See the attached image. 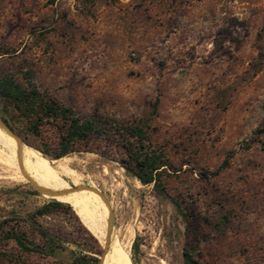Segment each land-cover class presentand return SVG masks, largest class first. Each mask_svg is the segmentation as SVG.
<instances>
[{
	"label": "rangeland",
	"instance_id": "obj_1",
	"mask_svg": "<svg viewBox=\"0 0 264 264\" xmlns=\"http://www.w3.org/2000/svg\"><path fill=\"white\" fill-rule=\"evenodd\" d=\"M24 73L80 113L139 119L171 164L163 194L126 172L120 152L52 160L12 127L25 159L96 217L122 264H183V249L196 264H264V0H0V77L25 85ZM15 156L0 140V229L41 245L26 220L49 199L66 203ZM71 212L35 218L61 241L55 259L6 241L0 264H115Z\"/></svg>",
	"mask_w": 264,
	"mask_h": 264
},
{
	"label": "trees",
	"instance_id": "obj_2",
	"mask_svg": "<svg viewBox=\"0 0 264 264\" xmlns=\"http://www.w3.org/2000/svg\"><path fill=\"white\" fill-rule=\"evenodd\" d=\"M23 75L28 78L25 85L0 77V112L6 117L0 116V124L17 143L28 147L12 133V127L21 124L20 129L25 136L35 140V144L31 145L32 149L48 159L57 160L72 153L94 150H103L104 154L120 152L125 160L120 161V166L126 172L141 185H152V188L164 194V189L160 185L161 178L168 175L171 164L163 152L150 147L139 119L118 120L96 111L89 114L80 113L48 93L40 91L30 81L29 73ZM8 108L13 115H17L18 119H22L21 123L15 121L9 114ZM47 130L53 133V139L45 137L44 132ZM99 142H102L103 146H93ZM225 165L223 161L222 166ZM200 176L206 178L207 174L203 173ZM57 210H68L72 216L73 209L70 206L61 201H47L26 220L40 239L41 245L34 244L25 232L13 229H0V242L12 241L23 253H37L55 259L56 249H62L61 241L57 236L37 225L35 218L45 217ZM74 218L77 220L76 217ZM77 218L80 221L78 216ZM90 234L103 245L94 233ZM91 235L88 234L89 238L95 242ZM181 254L183 264H196L185 249ZM1 256L7 257L3 253H0ZM13 262L26 264L21 260H13ZM97 263L100 261L91 255H74L69 261V264Z\"/></svg>",
	"mask_w": 264,
	"mask_h": 264
},
{
	"label": "bare ground",
	"instance_id": "obj_3",
	"mask_svg": "<svg viewBox=\"0 0 264 264\" xmlns=\"http://www.w3.org/2000/svg\"><path fill=\"white\" fill-rule=\"evenodd\" d=\"M0 140L3 146L8 147L16 155L15 157L17 158L18 162L15 161V166H17L19 170L23 169L24 172H30V175L32 172L33 175L38 178L36 179L39 180L41 186L50 195L62 200L64 203L74 209L76 215L79 216L92 229L101 242L106 245L109 254L115 259V264H122L114 248L112 239L99 228L96 217L91 212H89L81 202L76 200L71 192H69V190L63 184L53 179L43 166L27 161L23 153L24 151H22L19 144L9 135V132H7L5 127H3L1 124Z\"/></svg>",
	"mask_w": 264,
	"mask_h": 264
},
{
	"label": "water",
	"instance_id": "obj_4",
	"mask_svg": "<svg viewBox=\"0 0 264 264\" xmlns=\"http://www.w3.org/2000/svg\"><path fill=\"white\" fill-rule=\"evenodd\" d=\"M49 201H56V200H54V199H49ZM57 202V201H56Z\"/></svg>",
	"mask_w": 264,
	"mask_h": 264
}]
</instances>
